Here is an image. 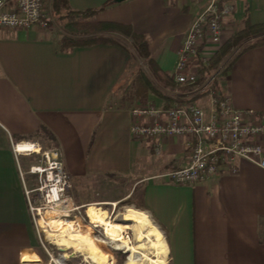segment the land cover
Listing matches in <instances>:
<instances>
[{
  "label": "crops",
  "instance_id": "0c3cea01",
  "mask_svg": "<svg viewBox=\"0 0 264 264\" xmlns=\"http://www.w3.org/2000/svg\"><path fill=\"white\" fill-rule=\"evenodd\" d=\"M224 1L232 12L222 22L223 45L246 25L264 24V0ZM209 2L67 0V6L75 12L100 10L95 17L98 22L128 25L146 36L158 66L173 76L190 28ZM45 6L47 27L0 28V264L41 263L25 191L36 186L29 187L25 176L37 183L29 170L38 157H16L12 145L34 141L46 150L58 149L65 165L69 136L95 130V142L89 141L94 155L83 176H97L106 189H114L113 179L119 177L118 187L128 188L114 198L78 206L130 201L162 233L169 264H264V170L238 160L236 173L229 172L226 163L219 175L194 185L167 182L161 176L183 168L189 159L187 139H133L132 111L142 105L138 98L129 99L140 66L127 49L130 38L105 33L120 38L124 45L63 50L60 40L66 33L61 18L67 10L53 12L52 0H45ZM189 91L179 95L190 99ZM221 91L236 109L254 110L264 122V47L236 60ZM202 98L192 99L203 104ZM157 103L154 97L148 100L149 105ZM158 143L162 153L155 155H165L160 163L165 173L144 176L135 165L136 155L143 158L147 144L155 152ZM22 158L32 163L26 174Z\"/></svg>",
  "mask_w": 264,
  "mask_h": 264
},
{
  "label": "built area",
  "instance_id": "2783aa9c",
  "mask_svg": "<svg viewBox=\"0 0 264 264\" xmlns=\"http://www.w3.org/2000/svg\"><path fill=\"white\" fill-rule=\"evenodd\" d=\"M45 7V0H0V28L29 29L36 24L47 27ZM231 12L232 6L224 0H210L190 28L172 76L175 84L192 88L188 92L192 98L209 95V118L206 119L204 109L195 102L171 108L138 106L132 111L131 134L134 140L187 139L189 159L186 165L161 176L175 185L206 181L219 175L226 163L229 172L236 173L234 165L238 160L264 170V122L259 114L254 110L236 109L230 96L212 87L214 77L198 85L197 70L201 65H208L223 46L222 22ZM182 97L188 99L186 95ZM12 148L16 157L39 158L29 170L37 185L33 189L25 187V191L41 240L40 229L44 227L40 221L47 213L59 211L61 218H70L84 206L74 203L70 176L60 150H46L34 141H20ZM154 150L160 155L162 144L158 143ZM91 225L104 230L102 226ZM102 235L107 238L105 230ZM124 237L130 242L128 232L125 231Z\"/></svg>",
  "mask_w": 264,
  "mask_h": 264
},
{
  "label": "trees",
  "instance_id": "16d2710c",
  "mask_svg": "<svg viewBox=\"0 0 264 264\" xmlns=\"http://www.w3.org/2000/svg\"><path fill=\"white\" fill-rule=\"evenodd\" d=\"M51 7L53 12L67 10V14L61 18L66 33L60 40L63 50L96 44H123L120 38L105 33L130 38L127 49L131 53H133L131 49L134 51L133 59L137 57L142 65L129 93L138 98L140 105L146 106L150 97H154L156 102L159 101L156 106L163 108L180 107L194 102V99H184L179 95L190 88L175 84L172 76L161 70L149 52V40L146 36L134 33L128 25L98 22L95 17L100 10L71 11L67 6V0H52ZM261 47H264V24L246 25L220 48L209 60L208 65H201L198 68V82L202 83L214 77L213 87L221 90V85L227 79L236 60L244 53ZM117 258V264H124L125 256L117 253Z\"/></svg>",
  "mask_w": 264,
  "mask_h": 264
},
{
  "label": "rangeland",
  "instance_id": "374dc122",
  "mask_svg": "<svg viewBox=\"0 0 264 264\" xmlns=\"http://www.w3.org/2000/svg\"><path fill=\"white\" fill-rule=\"evenodd\" d=\"M128 43V42H127ZM131 49V47H130ZM133 53L131 55H135L134 51L131 49ZM133 55V56H134ZM132 56V57H133ZM137 57H135L136 59ZM140 66L138 67V70L141 68V61L137 58L136 59ZM214 86V83L212 84V87ZM222 86V85H221ZM205 99L202 100L205 103H199L195 102L197 106H200L204 109L206 113V119L209 118V95L202 96ZM132 101H135L137 97L135 95H131L129 97ZM132 102L131 104H133ZM148 104V103H147ZM114 104H110V106H113ZM149 105V104H148ZM145 106V105H143ZM159 107V106H157ZM160 108V107H159ZM163 108V107H161ZM171 108V107H169ZM71 139L65 142V170L68 173L69 176H72L71 178V186H72V196L75 200L74 203L76 206H78L76 203L80 202H89V201H99L101 199H110L114 198L118 195H120L124 190H127V186L123 188L118 187L120 180L119 177H116L113 179V183L115 184L114 189H106L104 186L103 180L98 178L97 176H83L84 171H86V167H88L91 163V158L94 154H92L93 150V143L95 142V139L97 137L96 130L93 131L91 134H83V133H77L73 136H69ZM92 139V140H91ZM1 140V139H0ZM89 141H92L89 143ZM50 146V145H47ZM145 147V155L142 158L139 154V156L136 155L135 159V165H139L141 168L140 174L144 176H159L164 174L165 172L162 171L160 168V163L164 162L165 155L156 156L155 152H153V149L149 147V144H147ZM39 160V158H38ZM32 163H26L23 158L21 159V166L23 172L26 174L29 170V167ZM26 181L28 183L29 187H33L36 184L33 183L32 177L29 175L25 176ZM155 181L158 182H164L163 179H157ZM167 182H170L166 179ZM171 183V182H170ZM142 189V188H140ZM140 193V192H138ZM139 194L135 197V202H138ZM115 203L112 204H97L96 206L100 207V211H108L110 215V220L120 223V224H131L133 225V222L123 220V215L126 214L127 210H136L139 212V209H136L132 206L130 201H124L121 203H116V206H114ZM91 204H87L84 206L82 210L79 212H76L71 216L70 218H64L67 220H73V221H79V223L82 225L81 232L84 233H90L96 242L98 243L99 247L102 249L104 253H106L110 259L111 264H117L118 258L117 253H120L121 255L125 256L124 264H127L130 252L127 248H119L120 243H111V240L108 238H105L104 230L103 229H95L90 222L89 217L85 213V210H87L88 206ZM98 209V208H97ZM50 213V212H49ZM49 213L45 215L44 219L48 221ZM89 228H93V231ZM83 229V230H82ZM37 230V229H36ZM41 240L38 234L39 238V247L36 254L40 257L41 263L40 264H96L97 262L93 259L87 260L85 256L81 252H77L75 249H66L65 247L56 245L53 243L52 239L47 238L46 235V228H41ZM128 232V235L130 236V244H136V234L134 230H126ZM148 240L145 239L144 243H147ZM150 244H147L148 249L144 252L150 257V258H156V251L154 249H151L149 247ZM169 264V259L167 260ZM140 264H149L148 262L140 261Z\"/></svg>",
  "mask_w": 264,
  "mask_h": 264
},
{
  "label": "bare ground",
  "instance_id": "6f19581e",
  "mask_svg": "<svg viewBox=\"0 0 264 264\" xmlns=\"http://www.w3.org/2000/svg\"><path fill=\"white\" fill-rule=\"evenodd\" d=\"M98 208V209H97ZM100 211V207L91 204L87 208L90 222L103 227L108 239L121 243L119 248H127L130 256L127 264H140V261L149 264H168V247L162 233L146 216L145 213L136 210H127L123 220L133 222L131 224H120L110 220L108 211ZM48 221L42 219L40 225L46 228L47 238L52 239L56 245L66 249H75L81 252L87 260L93 259L96 264H111L110 257L102 251L94 237L90 233L81 232L82 225L79 221L67 220L60 217L59 211L49 213ZM93 231V228H89ZM83 230V229H82ZM126 230H134L136 244L131 245L124 237ZM145 239L148 240L144 243ZM149 247L156 251V258H150L144 251Z\"/></svg>",
  "mask_w": 264,
  "mask_h": 264
},
{
  "label": "water",
  "instance_id": "95a60500",
  "mask_svg": "<svg viewBox=\"0 0 264 264\" xmlns=\"http://www.w3.org/2000/svg\"><path fill=\"white\" fill-rule=\"evenodd\" d=\"M118 2H122V1H124V0H117Z\"/></svg>",
  "mask_w": 264,
  "mask_h": 264
}]
</instances>
